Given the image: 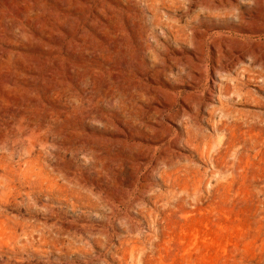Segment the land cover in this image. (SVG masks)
Instances as JSON below:
<instances>
[{"label":"rangeland","instance_id":"1","mask_svg":"<svg viewBox=\"0 0 264 264\" xmlns=\"http://www.w3.org/2000/svg\"><path fill=\"white\" fill-rule=\"evenodd\" d=\"M0 264H264V0H0Z\"/></svg>","mask_w":264,"mask_h":264},{"label":"bare ground","instance_id":"2","mask_svg":"<svg viewBox=\"0 0 264 264\" xmlns=\"http://www.w3.org/2000/svg\"><path fill=\"white\" fill-rule=\"evenodd\" d=\"M33 229H34V228H33ZM23 231H24L25 234H27V233H29V231H31V229H27V230H23ZM130 253H131V255H132L133 251H131Z\"/></svg>","mask_w":264,"mask_h":264}]
</instances>
